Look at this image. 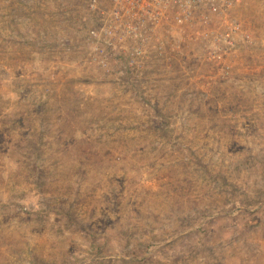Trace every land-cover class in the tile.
Segmentation results:
<instances>
[{"label": "rangeland", "instance_id": "374dc122", "mask_svg": "<svg viewBox=\"0 0 264 264\" xmlns=\"http://www.w3.org/2000/svg\"><path fill=\"white\" fill-rule=\"evenodd\" d=\"M237 14L229 69L137 77L88 61L84 0H0V264H264V0Z\"/></svg>", "mask_w": 264, "mask_h": 264}, {"label": "built area", "instance_id": "2783aa9c", "mask_svg": "<svg viewBox=\"0 0 264 264\" xmlns=\"http://www.w3.org/2000/svg\"><path fill=\"white\" fill-rule=\"evenodd\" d=\"M84 1L91 13L88 61L119 65L137 77L151 65L183 66L192 43L203 60L229 69L240 46L252 40L237 14L242 0Z\"/></svg>", "mask_w": 264, "mask_h": 264}]
</instances>
